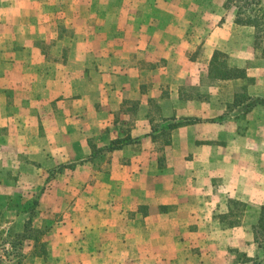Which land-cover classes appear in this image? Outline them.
<instances>
[{"label":"crops","instance_id":"0c3cea01","mask_svg":"<svg viewBox=\"0 0 264 264\" xmlns=\"http://www.w3.org/2000/svg\"><path fill=\"white\" fill-rule=\"evenodd\" d=\"M225 3L0 0V239L39 192L46 230L45 254L30 242L21 264H251L264 109L240 120L232 104L264 99V56ZM216 52L244 78H209ZM168 118L198 122L165 145L151 132ZM125 138L138 140L86 160Z\"/></svg>","mask_w":264,"mask_h":264},{"label":"trees","instance_id":"16d2710c","mask_svg":"<svg viewBox=\"0 0 264 264\" xmlns=\"http://www.w3.org/2000/svg\"><path fill=\"white\" fill-rule=\"evenodd\" d=\"M225 6L228 8L234 7L236 24L254 28V46L257 49L258 44H262L261 52L264 56V8L262 6V0H226ZM218 55L223 58L225 57L221 53H214L209 70V74L212 78L221 80L244 78L245 72L243 69H231L224 67L223 71H221V68H219L221 63L218 62L216 64V58ZM256 107L264 108V99L249 97L243 90L241 93L235 94L232 104V109H236L233 114L234 118H240L251 112ZM197 122L198 120L192 118L162 119L161 122L152 126V138H155V136L161 137L163 138L164 144L167 145L169 143L168 136L172 130ZM137 140L138 139L132 140L125 138L114 140L108 146L101 149L92 147V154L86 160L94 159L104 151L110 152L119 150L124 146L137 142ZM75 166L76 164L72 163L60 165L55 169L48 170L47 180L62 173L66 169L73 170ZM37 205L38 197H35L27 210L28 216L19 228L13 231L11 230L5 237L0 239V264H21L22 259L24 258V248L30 242L34 243V247L36 248L35 252L37 254H45V249L41 239L46 230L45 228H33V218L36 216ZM234 205L236 209L241 207L238 203H234ZM252 232L257 249L255 255L250 259L251 264H264V206L261 207L256 222L252 226Z\"/></svg>","mask_w":264,"mask_h":264},{"label":"rangeland","instance_id":"374dc122","mask_svg":"<svg viewBox=\"0 0 264 264\" xmlns=\"http://www.w3.org/2000/svg\"><path fill=\"white\" fill-rule=\"evenodd\" d=\"M84 2H88V0L86 1V0H84ZM2 12L4 13V12H6L5 11V9H2ZM49 12H53V11H49ZM59 13H61V14H63L64 13V11H60V10H58V14ZM261 46H262V44H258V46H257V49H256V53H258V55H261L260 54V52H261ZM222 54V53H221ZM224 55V54H223ZM218 62H220L221 63V65H220V67L219 68H221V71H223V69H224V67H228L227 66V62H226V60L222 57V56H217V58H216V64L218 63ZM215 67V66H214ZM208 77L209 78H211V79H214V78H212L211 76H210V74L208 73ZM187 88V91H186V94L189 96V97H192L193 95L195 96L196 95V91L193 89V87H186ZM193 89V90H192ZM212 90L213 91H218V94H221L220 96L222 97V99H225V97L227 98V95H228V88H226V87H224V86H222V84H220V86L218 87V86H215V87H212ZM253 98H255V97H253ZM263 99V98H262ZM222 106H223V104H222ZM255 109H264L263 107H256ZM233 111H235L236 109H232ZM254 110V109H253ZM250 113V112H249ZM249 113H247V114H245L244 116H242V117H240V118H238V119H245L246 118V116L249 114ZM241 128L243 129V126H241ZM108 151H104L103 153H107ZM103 153H101V154H99L98 156H102V154ZM98 156H96V157H98ZM47 177H48V173H47ZM52 179H54V177L53 178H51V179H49V180H47V178H46V181H51ZM40 193V192H39ZM39 193H37L36 195H34V198L35 197H38V195H39ZM33 198V199H34ZM13 205H11V207H12ZM12 208H15V207H12ZM10 221V219L9 218H6V217H0V226H4V228L7 230L9 227H11L10 226V224H8L7 225V223ZM17 228V226L16 225H14L13 226V229L15 230Z\"/></svg>","mask_w":264,"mask_h":264}]
</instances>
